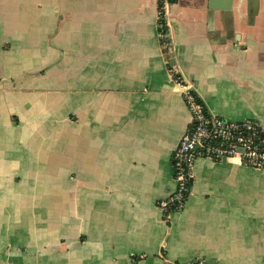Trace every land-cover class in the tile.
<instances>
[{
  "label": "crops",
  "instance_id": "obj_1",
  "mask_svg": "<svg viewBox=\"0 0 264 264\" xmlns=\"http://www.w3.org/2000/svg\"><path fill=\"white\" fill-rule=\"evenodd\" d=\"M250 1L0 0V264H264V167L198 156L157 207L190 122L171 66L264 136Z\"/></svg>",
  "mask_w": 264,
  "mask_h": 264
},
{
  "label": "built area",
  "instance_id": "obj_2",
  "mask_svg": "<svg viewBox=\"0 0 264 264\" xmlns=\"http://www.w3.org/2000/svg\"><path fill=\"white\" fill-rule=\"evenodd\" d=\"M161 9L160 14H164V7ZM165 36L161 31L160 37ZM171 70L191 119L172 154L175 187L166 197L157 201V207L164 216L170 210L182 207L192 183V166L198 156L210 159L235 156L248 165L264 167V136L256 120H232L208 112L204 104L196 99L188 81L176 74L172 66ZM166 208L169 210L164 214Z\"/></svg>",
  "mask_w": 264,
  "mask_h": 264
},
{
  "label": "water",
  "instance_id": "obj_3",
  "mask_svg": "<svg viewBox=\"0 0 264 264\" xmlns=\"http://www.w3.org/2000/svg\"><path fill=\"white\" fill-rule=\"evenodd\" d=\"M212 2V0H210V3ZM258 2V0H251L250 1V5H249V9H248V16L251 18V17H253V15H254V13H255V11H256V5L258 4L257 3ZM225 7H227L228 6V4H226V5H224ZM169 54H171L170 53V51H169Z\"/></svg>",
  "mask_w": 264,
  "mask_h": 264
},
{
  "label": "trees",
  "instance_id": "obj_4",
  "mask_svg": "<svg viewBox=\"0 0 264 264\" xmlns=\"http://www.w3.org/2000/svg\"><path fill=\"white\" fill-rule=\"evenodd\" d=\"M159 28H160L163 32L166 31L165 21H164V19H163V16L159 18ZM164 41H167V38H164ZM193 93H194V92H193ZM194 95L196 96V99H197V100H200V99L197 97V95H196L195 93H194ZM189 183H191V182H189ZM167 210H169V208H166V209H165V213H164V214H166V211H167ZM165 217H166V216H165Z\"/></svg>",
  "mask_w": 264,
  "mask_h": 264
},
{
  "label": "bare ground",
  "instance_id": "obj_5",
  "mask_svg": "<svg viewBox=\"0 0 264 264\" xmlns=\"http://www.w3.org/2000/svg\"><path fill=\"white\" fill-rule=\"evenodd\" d=\"M191 119V118H190Z\"/></svg>",
  "mask_w": 264,
  "mask_h": 264
}]
</instances>
